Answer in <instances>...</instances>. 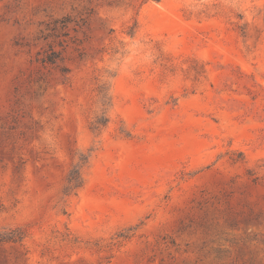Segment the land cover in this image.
<instances>
[{
  "label": "rangeland",
  "instance_id": "374dc122",
  "mask_svg": "<svg viewBox=\"0 0 264 264\" xmlns=\"http://www.w3.org/2000/svg\"><path fill=\"white\" fill-rule=\"evenodd\" d=\"M0 264H264V0H0Z\"/></svg>",
  "mask_w": 264,
  "mask_h": 264
},
{
  "label": "trees",
  "instance_id": "16d2710c",
  "mask_svg": "<svg viewBox=\"0 0 264 264\" xmlns=\"http://www.w3.org/2000/svg\"><path fill=\"white\" fill-rule=\"evenodd\" d=\"M148 1H156L159 2L161 0H148ZM68 183H69V187L70 189H77L82 185V179L79 175V173L74 172L72 173L69 178H68Z\"/></svg>",
  "mask_w": 264,
  "mask_h": 264
}]
</instances>
